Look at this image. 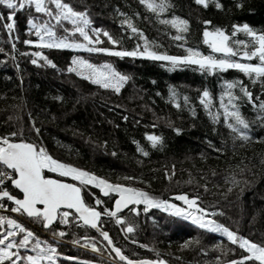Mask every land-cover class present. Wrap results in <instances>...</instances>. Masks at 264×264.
<instances>
[{
  "label": "trees",
  "instance_id": "trees-1",
  "mask_svg": "<svg viewBox=\"0 0 264 264\" xmlns=\"http://www.w3.org/2000/svg\"><path fill=\"white\" fill-rule=\"evenodd\" d=\"M62 2L86 13L90 27L85 31L92 34L91 29L98 27L105 41L97 43L98 39L93 38L94 43L89 45L70 21L58 23L53 16L37 13L34 6L16 12L15 28L9 32L4 23L11 10L0 5V13L5 16V21L0 22V139L43 147L59 162L111 184L131 187L122 181L133 179L140 186L132 188L157 201L204 215L206 220L215 221L239 237L264 243V108L260 107L264 103V78L253 80L235 68L208 70L196 64L173 65L146 56L76 53L68 48H41L26 43L36 40V29L31 27L34 23L50 27L58 40L88 47L143 52L147 43L149 51L160 55L183 58L191 49L203 56L258 65L257 58L214 53L203 34L220 29L229 35V45L238 53L254 50L252 37L242 26L247 24L257 34L264 33V0H210L208 7L195 0H166L169 6L163 12L151 11L140 0ZM46 6L53 15L58 14L59 10L47 0ZM176 18L187 21L186 31L162 23ZM128 22L138 31L132 32ZM105 32L117 43L113 44ZM38 52L51 63L33 55ZM76 56L92 62L97 56L128 79L118 92L94 85L69 70ZM229 83L237 86L228 89ZM241 87L252 93L251 100ZM205 91L208 98L203 96ZM229 92L234 98L231 102ZM236 110L249 124L247 129H240L248 139L228 126L235 121L227 112ZM149 135L160 137V142L153 146ZM0 169L6 171L1 165ZM47 176L70 181L52 173ZM7 189L20 197L11 184ZM92 193L100 198L103 207L111 208L114 195L102 199L99 190ZM82 194L85 197L83 191ZM177 196L195 200L204 213L189 209ZM2 202L12 204L9 200ZM92 207L102 212V206ZM0 217V233L6 232L8 220H15L26 231L31 229L28 223L9 215ZM73 217L77 219L74 214ZM118 218L123 223H118ZM27 221L36 226L32 230L39 241L45 242L43 246L56 248V264H113L64 244L82 238L92 249L121 264L101 237L79 221L62 227L56 223L49 229L64 232L63 237L55 235L63 243L41 235L42 220ZM100 226L129 260L232 264L247 256L226 236L201 228L191 219L146 208L145 204H134L129 212L117 217L104 216ZM129 226L133 228L131 233L126 230ZM17 238L9 239L18 243ZM25 257H21L20 264H27Z\"/></svg>",
  "mask_w": 264,
  "mask_h": 264
},
{
  "label": "snow or ice",
  "instance_id": "snow-or-ice-1",
  "mask_svg": "<svg viewBox=\"0 0 264 264\" xmlns=\"http://www.w3.org/2000/svg\"><path fill=\"white\" fill-rule=\"evenodd\" d=\"M142 4H145L148 9L153 12H163L169 5L166 0H140ZM197 4L208 7L210 0H195ZM47 3L55 5V8L59 10L57 15H53V12L46 6V0H0V5L5 6L11 12L7 16V21L4 23V27L8 29L9 32L15 28V15L16 12L23 10L25 7L34 6L37 13H45L49 16H53L59 23L60 20L70 21L75 25V31L79 32L80 36L83 37L88 44H93L94 41L89 36L85 28L89 25V20L86 13L75 11L67 3H63L62 0H47ZM217 7H220L217 3ZM5 21V16L0 13V22ZM162 23L171 24L176 27L179 31L183 32L187 30V21L181 20L179 18L173 20H164ZM210 23V22H206ZM83 25V26H81ZM32 28L36 29L35 35L39 39L37 47L41 48H70V49H86L87 51H103L109 55L113 56H146L153 60L170 61L173 65L176 64H196L200 69L226 71L229 68H235L239 71L245 73L253 80L257 78H264V33L257 34L250 28L247 24L242 26V30L250 37H252V43L254 50L244 51L242 54L238 53L232 46L229 45V35H226L224 31L217 29L216 31H205V43L209 45L214 53H222L225 57H235L237 55H242L243 58L247 60H252L257 58L259 60L258 65H253L251 63H238L231 59H217L214 56H203L198 51H192L189 49V55L183 58L174 57L169 55H160L153 51H149L147 43H145L144 51H111L109 49H99L95 47H88L81 43H71L67 39H62L53 41L51 39L45 40V36L42 32L47 34L49 37L54 36V32L48 26H37L36 24L31 25ZM128 27L131 28L132 32H137L138 30L133 27L131 22H128ZM108 36V33H104ZM109 40L113 44L117 42L108 36ZM175 39H182L181 36H176ZM97 43L99 41H96ZM26 43L31 44L32 41H26ZM243 44V42H240ZM246 46V45H245ZM33 55L39 56L41 59L45 60L47 63L51 61L47 60V57L43 56L42 53H34ZM32 63H36L33 60ZM73 63L77 65L76 68L69 69L70 71H78V69H87L89 72L85 79L92 78V82L99 84L104 88H114L117 92L120 90L122 84L128 79V77L123 76L111 68L110 65H105L104 69L95 68L92 64L87 63L84 60H74ZM55 67V65H53ZM82 74V72H78ZM237 85L229 83L227 85L228 89H233ZM241 91L249 100L252 99V93L247 91L246 88L241 87ZM229 102L232 99V93L229 92ZM205 98L209 97V93L205 91L203 93ZM205 101H201L204 103ZM235 107V105H233ZM264 108V103L260 105ZM227 111V110H226ZM227 115L232 117L235 124H229L228 126L232 128L235 132H240V129H247L249 127L248 122L241 116L239 110L227 112ZM236 125L240 127H236ZM39 132V129L36 130ZM241 138L248 139L249 137L240 132ZM148 140H150L155 146L160 142V137L149 135ZM143 151V149H140ZM144 155H147L145 152ZM0 165L5 166L7 169L11 170V173L0 169V200L7 198L13 201L16 207L13 209L15 212L26 213L29 217H34L42 220L45 223V227L50 226L58 218L62 220L63 223H68V217L71 215L70 211L74 209L76 213L79 214L80 219L83 220L84 224L90 225L93 228L98 227V221L102 215H108L111 217H116L117 212L122 208L127 207L129 204H145L146 208H160L164 207L165 210L172 209L173 214L177 216H184L185 219H191L192 223L197 224L201 228H206L213 232H220L227 236V239L233 244H238L241 249L248 253L239 261H233L232 264H246L247 261H252L254 264H264V243L253 242L249 239L239 237L233 231L228 228L217 224L215 221L205 220L204 215H195L192 211H185L184 209L178 208L175 205L166 204L161 201H157L151 198L148 193L141 191L132 187H124L121 185H112L106 180L101 179L94 174H90L87 171L81 170L79 168L73 167L71 165L59 162L54 159L43 147H38L37 145L31 143H11L8 139H0ZM45 171L57 173L61 177H70L74 181H78L80 185L87 186L93 185L97 188L103 190L104 195H108L109 192H115L119 194V199L115 202V211L105 210L103 213L97 211L95 208L90 207L85 204L82 196V188L71 183H64L58 179H52L45 175ZM13 173L15 175H13ZM11 180L13 186L23 193V198H16L5 190L3 187L5 180ZM176 199L183 200L188 205L189 209H195L198 213H204V210L197 206L195 200H190L187 196H177ZM101 201L97 200L96 204H100ZM3 207V205H0ZM61 209H67L66 211H61ZM3 222V218L0 217V223ZM118 223H123L119 218ZM7 224L13 229L18 230L19 233H24L22 241L16 243L9 238L17 236V231L0 233V264H5L6 260L12 262V264H20L21 257L18 252L12 251L16 248H27L30 244V238L33 237L31 231H26L21 225H19L15 220H8ZM127 232H133L131 226L127 227ZM103 238L108 241L111 245L112 240L107 232H101ZM63 237L64 232L54 233ZM6 241H9L6 243ZM45 242L36 241L32 251L36 252L35 256H27V264H42V261H48L49 264H56L54 260V255L57 250L51 245H46L42 247L41 245ZM93 250H97L93 248ZM121 260H127V264H133V261L128 260L126 256L121 253L119 248L113 247L112 249ZM140 264H151L149 261H141Z\"/></svg>",
  "mask_w": 264,
  "mask_h": 264
},
{
  "label": "rangeland",
  "instance_id": "rangeland-1",
  "mask_svg": "<svg viewBox=\"0 0 264 264\" xmlns=\"http://www.w3.org/2000/svg\"><path fill=\"white\" fill-rule=\"evenodd\" d=\"M65 21H67V20H65ZM67 22H69V21H67ZM68 24H70L71 25V23H68ZM81 26H83V25H81ZM89 27H90V23H89V25L85 28V30H87V29H89ZM91 31H93L92 32V34H89V36L93 39H98V41L100 40V39H103L104 41H105V38H100V37H102L103 35H102V32L100 31V29H98V27H93V29H91ZM42 35H44L45 36V40L47 41V40H49V39H51V40H53V41H59L58 39H56L54 36H52V37H49L47 34H45V33H43L42 32ZM39 43V39H38V37L36 36V40H33L32 41V43L30 44V45H34V46H37V44ZM107 45H111V42L109 43V44H107ZM68 49H70V48H68ZM70 50H72V51H76V53H93V52H88L86 49H83V48H81V49H70ZM103 54H107L106 52H103ZM107 55H109V54H107ZM84 56H85V54H84ZM89 57H92L91 55L89 56ZM100 58H104V57H102V56H99ZM96 60L95 61H91V60H89V59H85L83 56L81 57V56H76V58H74V60H84V61H86L87 63H90V64H92L95 68H99V69H101V70H105L104 69V66L105 65H110L111 66V64H109V63H106V62H102V61H99V59H98V57L96 56V58H95ZM73 60V61H74ZM77 67V65H75L74 63H72V68H76ZM111 68L112 69H114L112 66H111ZM75 73H76V75H78V76H80V77H82V78H84L85 76H88L89 75V72H88V70L87 69H78V71H74ZM78 72H82V74H78ZM85 79V78H84ZM86 80H88L89 82H91L92 84H94V85H98V86H100L99 84H96V83H93L92 82V78H88V79H86ZM109 89H113V88H109ZM7 139V138H6ZM46 173H52V174H55V175H57V176H59L57 173H53V172H47V171H45ZM59 177H61V176H59ZM62 178H65V179H67V180H70L72 183H74V184H76V185H78L79 187H81L82 188V191H83V193H84V195H85V197L83 196V199H84V202H85V204L86 205H88V206H90V207H92V206H102V213L105 211V210H108V211H111V208H105V207H103V202L100 200V198H97L96 197V195L94 194V193H92V190H101V188H97V187H95V186H93V185H87V186H83V185H80L79 184V182L78 181H74V180H72L70 177H62ZM123 183H125V184H127V186H131V187H138V186H140V184H138L135 180H133V179H127V180H123L122 181ZM111 184V183H110ZM112 185H115V184H112ZM125 187V186H124ZM85 190V191H84ZM112 195H114V197H116V196H118L119 194L118 193H115V192H111V196ZM97 200H99V201H101V203L100 204H96V201ZM88 201H91V203H89ZM166 204H169V203H166ZM157 209H159V210H161V211H164V212H167V213H171V214H173V210L172 209H169V210H165V208L164 207H160V208H157ZM174 215V214H173ZM105 216H107V217H111V216H108V215H105ZM180 217H184V216H180ZM206 220V219H205ZM76 223V222H78V220L76 219V220H74V217H73V214L71 213V215L68 217V223H63L62 222V220L61 219H59L58 218V222H57V224H59L61 227L62 226H69V225H71V223ZM30 221L28 222V226L29 227H31V231H33L32 229H34V230H36V226L34 225V223H30ZM206 229V228H205ZM30 230H27V231H30ZM208 230V229H207ZM12 231H17L18 232V230H16V229H13L11 226H9L8 225V227H7V229H6V232H12ZM210 231V230H209ZM39 232L41 233V235L43 236V237H45V238H47V239H49V240H52V241H55L56 243H63L64 241H62V240H60V239H58V238H56V236L54 235V232L52 231V230H44V228H42V230H39ZM211 232H213V231H211ZM33 233V237H31L30 238V244L28 245V247L27 248H18V250H20L21 252H23V254H24V252H29L30 254H28V255H19L20 257H27V256H35L37 253L36 252H34V251H32V248L34 247V245H35V242L36 241H39V239L38 238H36V234H34V233H36L35 231H33L32 232ZM214 233H217V234H220V235H223V236H226V235H224V234H222V233H220V232H214ZM23 236H24V233H19L18 232V234H17V239L19 240L18 241V243L20 242V241H22V239H23ZM227 237V236H226ZM87 238V237H86ZM12 239H13V237H12ZM44 241V240H43ZM88 241H87V239H84V238H82V239H80V240H77V241H73V242H67V241H65L64 242V244H67V245H69V246H72V247H75V248H77V249H80L81 251H83V252H88V253H90V254H92V255H95V256H97V257H99V258H103V259H105V260H107V261H110L111 263H113V264H118L117 262H115V261H112V259H109V257H105L104 255H102L98 250H93L91 247H90V245L87 243ZM89 245V246H88ZM41 246H43V244L41 245ZM44 247V246H43ZM12 251H14V252H16V250H13L12 249ZM244 251V250H243ZM21 252H18L19 254L21 253ZM245 253H246V255H248V253L245 251ZM26 257H25V261L27 262V260H26ZM7 264H12V262L11 261H7ZM42 264H49V262L48 261H42Z\"/></svg>",
  "mask_w": 264,
  "mask_h": 264
},
{
  "label": "water",
  "instance_id": "water-1",
  "mask_svg": "<svg viewBox=\"0 0 264 264\" xmlns=\"http://www.w3.org/2000/svg\"><path fill=\"white\" fill-rule=\"evenodd\" d=\"M11 143H22V142H11ZM1 166H3V165H1ZM3 167H4L6 170L11 171L10 169H7L5 166H3ZM14 175H15V174H14ZM49 178H52V179H58V178H55V177H49ZM58 180H61V181L64 182V183H71V184H74V183H72V182H70V181H66V180H62V179H58ZM11 185H12L13 189H14L17 193H19V195H20L19 198L22 199V198H23V193L20 192L18 189H16V188L13 186L12 182H11ZM75 185H76V184H75ZM77 186H78V185H77ZM99 195H100V197H101L102 199H108V198L111 196V191L109 192L108 195H104L103 190L101 189V190L99 191ZM82 196H83V194H82ZM118 199H119V195L116 196L115 198H113V202H112V206H111V211H115V210H116V209H115V202H116V200H118ZM3 200H8V199H7V198H4V199H2V200H0V201H3ZM9 201H10V200H9ZM11 202L13 203V205H15L13 201H11ZM133 205H134V204H129L127 207L122 208L119 212H117L116 217L119 216V215H121V214H123V213H127V212H129ZM15 206H16V205H15ZM66 210H67V209H61V211H66ZM96 210L99 211L98 209H96ZM67 211H70V213L74 214V215L76 216L77 220L80 221L82 225H84L85 227H88V228L92 229L94 232H96V233L101 237V239H102V240L108 245V248H109L110 251L113 253L114 257L116 258V260H117L119 263H121V264H127V260H121V259L119 258V256H117L116 253L112 250L113 247H114V246H113V242H112V244L110 245V244L108 243V241H106V240L103 238V235L101 234L102 231H103V232H107V231H105V230H102V229H101V226H100V221H101V219H102L105 215H102L101 218H100V220L98 221V227H97V228H93V227H91L90 225H86V224H84L83 220L80 219L79 214L76 213L74 209H72V210H67ZM23 214H24L27 218H34V217H29L26 213H23ZM57 222H58V219H57L56 221H54L50 226H47V227H45V223H44V225H43L44 230H49V229H50L52 226H54ZM107 233H108V232H107ZM109 237H110V235H109ZM128 260H129V259H128ZM131 261H133V264H140L141 261H149V262H151V264H166L165 262H157V261H151V260H146V259H144V260H131Z\"/></svg>",
  "mask_w": 264,
  "mask_h": 264
},
{
  "label": "built area",
  "instance_id": "built-area-1",
  "mask_svg": "<svg viewBox=\"0 0 264 264\" xmlns=\"http://www.w3.org/2000/svg\"><path fill=\"white\" fill-rule=\"evenodd\" d=\"M7 172H9V171H7ZM0 205H3V207H0V214L9 215L18 221L28 223L27 218L24 216V214L22 212L13 211V209L16 207L15 205L4 203V202H0Z\"/></svg>",
  "mask_w": 264,
  "mask_h": 264
},
{
  "label": "bare ground",
  "instance_id": "bare-ground-1",
  "mask_svg": "<svg viewBox=\"0 0 264 264\" xmlns=\"http://www.w3.org/2000/svg\"><path fill=\"white\" fill-rule=\"evenodd\" d=\"M6 171H8V170H6ZM11 171H9V173H10ZM47 176V175H46ZM47 177H51V176H47ZM8 184H11V180H6V181H4V184H3V187H4V189L5 190H7L8 191V189H7V185ZM10 193V192H9Z\"/></svg>",
  "mask_w": 264,
  "mask_h": 264
},
{
  "label": "flooded vegetation",
  "instance_id": "flooded-vegetation-1",
  "mask_svg": "<svg viewBox=\"0 0 264 264\" xmlns=\"http://www.w3.org/2000/svg\"><path fill=\"white\" fill-rule=\"evenodd\" d=\"M13 175H14V173H13ZM45 175H47V173L45 172ZM115 198V197H114ZM112 202H113V200H112ZM111 206H112V204H111ZM107 217V216H106Z\"/></svg>",
  "mask_w": 264,
  "mask_h": 264
}]
</instances>
